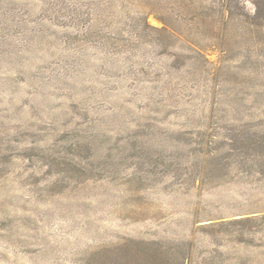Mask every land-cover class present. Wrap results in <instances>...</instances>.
<instances>
[{
	"label": "rangeland",
	"instance_id": "obj_1",
	"mask_svg": "<svg viewBox=\"0 0 264 264\" xmlns=\"http://www.w3.org/2000/svg\"><path fill=\"white\" fill-rule=\"evenodd\" d=\"M0 264H264V0H0Z\"/></svg>",
	"mask_w": 264,
	"mask_h": 264
},
{
	"label": "trees",
	"instance_id": "obj_2",
	"mask_svg": "<svg viewBox=\"0 0 264 264\" xmlns=\"http://www.w3.org/2000/svg\"><path fill=\"white\" fill-rule=\"evenodd\" d=\"M159 19L162 21L164 28L170 27L169 24L167 22H165V20H163L162 18H159Z\"/></svg>",
	"mask_w": 264,
	"mask_h": 264
}]
</instances>
